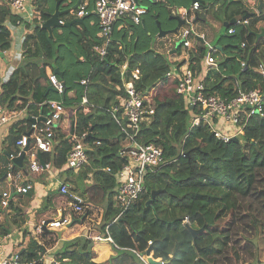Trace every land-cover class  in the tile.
<instances>
[{
    "label": "trees",
    "instance_id": "1",
    "mask_svg": "<svg viewBox=\"0 0 264 264\" xmlns=\"http://www.w3.org/2000/svg\"><path fill=\"white\" fill-rule=\"evenodd\" d=\"M6 1L0 0V54L11 45L10 30L5 23L15 25L17 21V17L10 14ZM56 1L35 0L43 20L54 11ZM214 1L215 4L218 0ZM64 2H67L64 7L68 12L60 16L61 21V17L75 9L74 5L79 0H62L59 10L64 8ZM187 2L156 0L148 5L142 21L147 23L145 18L148 16L154 19L152 12L155 7L154 13L158 12V19L164 11L171 15L170 5H186ZM225 6L231 8V18L243 16L247 12L242 5L235 6L234 2H226ZM94 18V14L90 13L81 18V23L73 22L69 28H54L52 36L41 25H24L30 30L24 35L22 55L29 59H42L44 73L46 65L52 72L57 69L61 76L56 75L65 87L63 94H58V100L48 98L50 91L56 93L54 90L46 92L48 81L38 80V63H27L24 69H15L2 84V105L7 103L9 107L16 99L25 102L29 98L35 105L32 109L34 115H46L48 110L45 102L49 100H56L69 109L73 100L81 101L86 96L88 104L92 106L88 113L78 110L75 116H69L70 123L74 122V133L78 136L86 133L84 141L88 157L87 164L76 173L71 190L75 193L80 190V196L86 194L89 201L99 192L101 202L105 204L101 231L104 232L108 225L113 254L105 262H96L95 241L86 234H80L64 241L54 257L59 264H140L128 250L135 248L141 251L149 249L153 257L164 264H217L232 248L231 239L238 230L240 217L248 213L251 207L247 201L264 200V117L251 115L237 141L218 140L203 125L189 130L191 110L184 98L176 94L177 82L167 75L172 68L171 62L150 49V30L147 29V34L141 23L136 25L127 19L118 20L113 26L108 53L100 61L90 51L91 45L98 40L97 21L92 24L89 22ZM258 22H263L264 27V13L257 16L251 13L248 24L235 27L232 35H228L226 29V36L234 41L222 50L228 54L219 57L213 75L209 72L205 78V91H218L223 99L232 98L239 90L254 88H260L264 94V76L248 74L239 67L229 50L230 46L244 41L246 50L242 53V59L246 60L248 66L264 65V39L255 40L249 33L257 30L255 27ZM160 25L163 29L170 28L169 23L160 22ZM154 27L153 35L158 32L156 24ZM125 62L127 72L124 79L130 76L131 71L138 69L140 80L135 87L150 97L154 107L151 120L141 124L138 141L160 147L164 165L147 175L144 192L120 219L111 223L116 213L112 202L116 182L105 169L120 166L118 152L123 146V134L109 110L124 95L120 67ZM31 66L34 71L26 72ZM82 79H87L86 85L80 84ZM23 122L14 126L16 133H10L8 156L16 155L17 140L32 129L29 117ZM52 129L56 135L61 125ZM70 147L71 142L66 138L56 153L42 152L41 159L45 164L60 167ZM14 169L20 171L23 167L15 165ZM64 172L72 170L65 169ZM88 179L91 180V186L86 191L84 182ZM154 190L161 192L147 204ZM31 191L24 195L30 198ZM254 225L260 226L261 234L264 233L263 223L254 220ZM188 228L202 229L197 235L196 245ZM49 233H42V244L34 238L29 239L25 248L18 252L20 263L43 264L39 260L40 254L55 242L45 239L44 236ZM148 242L151 245H147ZM237 255L236 251L234 256L237 258Z\"/></svg>",
    "mask_w": 264,
    "mask_h": 264
},
{
    "label": "built area",
    "instance_id": "2",
    "mask_svg": "<svg viewBox=\"0 0 264 264\" xmlns=\"http://www.w3.org/2000/svg\"><path fill=\"white\" fill-rule=\"evenodd\" d=\"M242 6L246 5V11L257 13V4L259 0H239ZM6 6L10 14L17 17L15 25L30 26L42 25L44 22L40 12L37 10L35 0H7ZM200 9L199 1H193L190 9H173L172 15L179 16L184 24L193 25L196 20L197 11ZM72 11L73 17L81 19L88 14H94L98 24L97 42L91 45L90 51L98 59L103 60L107 53L109 45L112 42V31L114 24L121 19H127L133 24L142 23V18L146 9L138 5L134 0H79L78 5ZM258 14V13H257ZM64 24L63 21H59ZM247 19H239L227 28V34H234L236 26L247 25ZM25 30H30L26 28ZM179 39L182 40L180 48L175 52V62L177 65L176 75L171 71L168 76L176 81V94L182 96L186 106L191 110L189 130L203 125L213 134V136L223 142H229L234 137H239L243 133L246 120L251 115L264 117L263 99L264 94L260 88L249 90H239L232 98L223 99L218 91L210 93L205 91L204 78L217 64V54L219 50L215 46L209 45L204 41L203 33L196 32L188 27L182 28L177 32ZM191 40L197 43H203V51L191 44ZM230 55L235 57L240 68L247 71L248 74L258 73L264 76V65L258 64L256 67L248 66L246 60L242 59V53L246 50V43L241 41L230 46ZM83 61V58H80ZM173 68V67H172ZM172 70V69H171ZM14 71V68L11 70ZM203 71V74L202 72ZM11 72V73H12ZM127 72V63L120 67L124 95L118 98L117 104L109 110L114 122L123 134V146L118 154L121 158V164L118 168L107 167L106 172L111 173L116 182L115 192L112 198L113 207L116 213L112 216L111 223L120 219L135 200L144 192L145 178L149 173H154L164 165L162 150L160 147L150 143L143 144L138 141V136L142 123L151 120L154 114L153 102L149 96L142 94L135 87L140 80L138 69L131 71L130 76L124 79ZM48 84L57 94H63L64 83L54 72L46 76ZM7 81V80H6ZM81 85L87 84V79L80 80ZM48 113L42 115H32L37 120L45 117L43 121L31 123L32 129L27 135H23L16 142V155H9V161L5 166V179L11 183V190L0 191V222L4 219L2 210L9 208V201L12 193L27 194L32 190L30 183H21L20 171H15V164L11 160L18 157L23 148L25 169L30 174H41L44 170L51 169L50 163L42 166L39 155L42 152H51L55 139L53 127L59 125L63 119L68 118L80 110L83 113L90 112L92 106L88 104L86 96L81 101H72L71 107L65 109L61 103L55 100L45 102ZM30 104L19 100L16 105L4 106L0 103V130L3 126L12 122L19 121L25 117ZM40 106V105H38ZM192 106V109L190 108ZM39 116V117H38ZM41 123V124H38ZM70 134L68 138L71 147L67 152L63 168L71 169L73 172L81 170L88 162L86 154L85 135L78 136L74 133V122L70 124ZM96 144H99L96 142ZM56 189L61 196H64L68 202V211L61 210L58 218L50 219L46 223V231L61 229L69 226L73 221L86 219L88 213V203L79 194L73 193L62 181L56 180ZM45 221L33 226L32 238L39 244H42V233L44 231ZM108 225L104 232L96 234H87L93 241H107L113 243L108 234ZM6 236L0 238V253L7 241ZM147 245H151L148 242ZM142 264H151L149 259L164 264L160 259H155L152 252L148 250L128 249ZM45 252V251H44ZM148 252V254H147ZM44 253L40 254L39 260L44 261ZM0 264H22L18 253L8 257L1 256ZM50 264H59V261L53 257Z\"/></svg>",
    "mask_w": 264,
    "mask_h": 264
},
{
    "label": "crops",
    "instance_id": "3",
    "mask_svg": "<svg viewBox=\"0 0 264 264\" xmlns=\"http://www.w3.org/2000/svg\"><path fill=\"white\" fill-rule=\"evenodd\" d=\"M67 1H70V0H67ZM138 1L141 2L140 0ZM151 1L156 2V0H151ZM152 2L147 1L146 3L147 5L149 4L152 5L153 4ZM192 2L193 1L188 0L186 5L184 4L170 5L169 6V8H171L170 12H172L173 9H177V8L190 9ZM214 2H215L214 0L199 1L200 9L199 11H197L198 16H196V20L194 21L193 24L194 26L198 25L197 26L198 29H195V31L199 33H203V35L205 36L204 41H206L208 44H209V40L207 39V33H206L207 29L202 26L205 25L206 23L207 24L211 23L216 32H219V30L223 29L224 36L219 37L218 44H220V42H225L226 45H224V47H219L218 45L215 46L219 50V53L216 56L218 60L219 57L225 55L224 51L222 50L226 48L227 45H229L231 42L234 41L230 39L228 36H226V29L231 24L228 26L224 25L225 22H228L231 19L230 12L232 11L231 8L229 9L226 8L225 3L227 2V4H231L232 2H229V0H218L217 3L215 4ZM233 2L235 6L242 5V3L239 0H234ZM66 4L67 2H64L62 8L64 7V5L66 6ZM154 9H153V13H154ZM62 10H68V9L64 7ZM67 12H64V13H67ZM263 13H264V9H263ZM253 14H255L256 16L258 15L257 13H253ZM157 15H158V12H155L153 15L154 19H155V16ZM61 18L64 24L77 19L73 17L72 11H70L68 14L64 15ZM95 18L89 20L90 24H92L93 21L96 20ZM76 23H81V22H76ZM142 23L144 24L143 21ZM5 25L8 26L10 30L11 45L7 51L0 54V96L3 93L2 84L6 82V80H8L12 72L11 71L12 68H14V70L17 68L24 69L27 63H31L32 65L38 63L36 65L39 66L38 68L40 70L41 64H43L42 59L41 61L38 58L29 59V58H25L22 55V43H23L24 35L25 33L29 32V30L26 31L24 25L23 26L22 25H10L8 22H6ZM262 25H263V22H258L256 24V27H255L257 29L256 32H259L258 29L263 28ZM173 27H170V28H173ZM54 28H62V27L57 26V27H53L52 29ZM76 28H80V27L77 26ZM252 31H255V30H252ZM150 33H152V36H151V45H152L153 36H157V33H155L156 35L155 34L153 35V31ZM259 39H262V38H259ZM191 44L196 46L193 40H191ZM174 45L175 43L170 44L168 46L167 51L164 53L165 56H163V57H167V59L172 64L171 67L173 68H171L172 70L170 69L172 75H176L177 73V69L175 68L177 64L174 63L175 62L174 57L176 54L175 52L180 48L178 47L176 51L173 53ZM196 47H198V49L203 51L202 42L197 43ZM216 67L217 65L210 71L211 75H213V73L215 72ZM32 71H34V68L32 66L26 69V72L31 73ZM50 72H51L50 67L46 65L45 66V76H47V74H49ZM201 72L203 74V71ZM207 75L205 76V78L207 77ZM39 79L40 78L38 76V80ZM70 95H72V93ZM19 100L20 99H16L12 105H16ZM25 102L27 104H30L28 107V111H26L25 117L23 119H20L19 121L12 122L8 125L3 126L0 130V191L1 190H11V183L8 182L7 179H5V175H4L5 173L4 168L10 159L9 156L7 155V151L10 148L9 146L10 145V137H9L10 133L11 132L16 133V129L15 130L13 129L14 126L20 123H24L23 120L28 117L29 119L32 118V115H34V112H35L32 110L35 107L34 102L29 98L26 99ZM5 105L7 106V103H4V106ZM68 123L69 121L67 120V118L63 119V121L60 123L61 130L55 135L51 154L56 153L59 150L61 142L64 141L66 138H68V134H70L71 132L69 131L67 133V128L71 126L70 125L71 123L69 124ZM22 167L23 169L20 170L22 175L20 176L19 180L21 183H30L32 185V191H31L32 194L30 195V198H28L27 195L12 193L11 201L9 203V208L5 212L7 216L6 217L4 216V219L0 222V238L2 236H6L8 238L5 244L3 245L2 253H0V257L1 256L8 257L14 253H18L21 250H23V248H25V246L27 245L29 239L32 238L33 226L39 224V222H41L42 220L46 221V220L58 218L59 215L61 214V210L68 211L69 209L66 198L64 196H61L58 193L55 182L56 180L62 181L65 185L68 186L69 190L73 192L71 190V186L74 185L72 182L73 180L76 179L75 175L77 172L72 171V172L67 173V172H64L65 168H63V165H61L60 167H56L52 165L51 169L44 170L43 172H41V174L34 175V174H30L25 169L24 164ZM89 184H91L90 179L84 182V187H87ZM76 194L80 195V190L77 191ZM85 196L86 197L84 196L82 197L84 198L86 203H88V213L86 215V219L85 220L81 219L80 221L78 220L73 221V223L74 222L81 223V228L80 227L78 228L77 226L70 227V225L73 224L71 223L69 226H66L68 227L67 231L63 230L58 237L57 236L55 237L51 233L52 231H55V230H50V233L47 236H44L46 240H55V242L53 245H50L45 248V252H44L45 258H44L43 264H50L51 258L55 256L56 251L61 247L62 243L66 240L72 239L82 234L80 233L81 231L87 230L89 231V234L91 235L96 234L98 232H102L101 227L103 225V221H102V208L100 206L104 207L105 204L101 202V197H97V198H94L92 201H89L87 199L86 194ZM91 217H94V220H92ZM90 221H93L92 226L94 228L90 225ZM94 224L96 225L100 224L99 228L96 229ZM58 230L59 229H57L56 231ZM100 242H106L108 244V245L100 244L98 246L99 251L105 254V256L101 257V259L105 260L111 254H113V252L108 251V249L111 248L110 243H108L107 241H96L95 243H100Z\"/></svg>",
    "mask_w": 264,
    "mask_h": 264
},
{
    "label": "rangeland",
    "instance_id": "4",
    "mask_svg": "<svg viewBox=\"0 0 264 264\" xmlns=\"http://www.w3.org/2000/svg\"><path fill=\"white\" fill-rule=\"evenodd\" d=\"M140 1H141L140 5L145 9H147V7H148L146 2L147 1L152 2L151 0H140ZM243 8L246 9V5H244ZM154 10H156V8ZM158 10H160V8ZM152 15H154L153 12H152ZM168 17H169V15H167V13L165 11L162 12L161 17L158 19H152L150 16H148L147 18H145V19H147V23H145L147 26H145V24L141 23L143 30L145 31V33L146 32L148 33L147 29H149L150 32L155 31L154 26H155L157 20L160 21L161 23H169V26L173 27L176 24V22L174 20H171V22H169ZM153 18H154V16H153ZM197 26H194V24L192 26H190L188 24H183L178 29V31L182 28H185V27L190 28L192 31V30L198 29ZM202 27H205L207 29L206 33H207V39L209 40V45H211V46L218 45L219 47H224V45H226L225 42H220V44H218L219 43V41H218L219 37L224 36L223 29L219 30V32H216L211 23H208V24L206 23ZM158 40H160V41H158ZM178 40H179V37H178L177 33L167 34L163 38H158L157 36H153L152 45L150 46V49L152 50L153 53H157L160 56H165L164 53L167 51L168 46L170 44H174ZM225 54L227 55L228 53L226 52ZM48 98H54V99L58 100L60 98V96L57 93L50 91ZM68 132H69V127L67 128V133ZM262 185L264 186V182ZM88 186H91V185L89 184ZM88 186L85 188L86 191H88V189H87V188H89ZM84 196H85V194H84ZM97 197H100L99 192L96 193L92 198L94 199ZM247 202H248V204H250L251 207H250L248 213L246 212V213H244V215L242 217H240V220L238 222V230H237L236 234L231 239L232 241H231L230 247H232V248L230 249V251L228 253H226V255L224 257H221L218 260L217 264H258V263L263 264L264 263V233L261 234L262 232H261L260 226L254 225V220H257L259 223H261V224L263 223V227H264V200L259 201V200L253 199V200H249ZM244 205H246V204H244ZM100 207L102 208V215H103L104 207H102V206H100ZM5 212H6V209L2 210V213L6 217L7 214H5ZM98 213H100V212H98ZM91 218H92V220H94V217H91ZM87 223H88V221H87ZM92 223H93V221H90L91 226H92ZM94 225H95L96 229H98L100 226V224H98V225L94 224ZM74 226L81 228V223L74 222L73 224L70 225V227H74ZM67 229H68V227L65 226V227L59 229L58 231L55 230V231H52L51 233L55 237L56 236L58 237L63 230L67 231ZM80 233L87 235L89 233V231L84 230V231H81ZM100 244H107V243L106 242H100V243L94 244V251H95L94 260L96 262L101 263V262H105L110 256L108 258L105 257L106 258L105 260L101 259V257L105 256V254H103L99 251L98 246ZM108 251H112V248H109ZM233 251H234V253L237 251V253H238L237 258L234 256ZM139 263L141 264V262H139Z\"/></svg>",
    "mask_w": 264,
    "mask_h": 264
},
{
    "label": "water",
    "instance_id": "5",
    "mask_svg": "<svg viewBox=\"0 0 264 264\" xmlns=\"http://www.w3.org/2000/svg\"><path fill=\"white\" fill-rule=\"evenodd\" d=\"M62 0H57L56 3H55V7H54V11L52 13H50L48 15V18L46 20H44V22L42 23L41 25V28H43L44 30H46L49 34V36H52V28L53 27H67L69 28L71 26V24L73 22H81V19H76V20H73L71 22H68L66 24H61L59 21H60V16L64 13V12H67L68 10H59V3L61 2ZM137 5H138V0H134ZM191 1H201V0H191ZM234 0H229V2H233ZM78 5V2L74 5V8H76ZM263 9H264V0H259L258 2V5H257V13L258 15L259 14H262L263 13ZM251 16V13L250 12H246L244 13L243 16H234L232 17L228 22H225L224 25L228 26L230 24H233L235 23L237 20L239 19H247V18H250ZM157 18V16H155V19ZM169 20H174L176 22L175 26L173 28H169V29H163L160 25V22L157 20L156 21V25H157V29H158V32H157V37L158 38H163L165 37L167 34H175L178 32V29L184 24V21L182 19L179 18V16L177 15H170L168 17ZM249 33L251 35H253L256 40L259 39V38H264V27L261 28L259 30V32H256V31H249ZM182 40L179 39L178 41L175 42V45H174V50H173V53L176 51V49L180 46ZM55 74L57 73L59 76L60 73L57 71V69H54L53 71ZM40 79L42 80H46V76H45V73H44V70L42 68H40V76H39ZM49 90H53L52 87L50 85L47 86V89H46V92H48ZM190 108L192 109V106H190ZM45 119V117H40L38 118L37 120H35L34 118H30V122L32 124H35L36 122H39V121H43ZM232 140L234 141H237L238 138L237 137H234ZM26 150V147L22 149V151L20 152L19 156L18 157H14L12 158L11 160L14 162L15 165H17L18 167H22L23 166V162H24V151ZM39 160L42 164V166H44V163L41 159V155H39ZM161 192V190H154L151 192V199L148 201L147 204L150 203V201L156 196L158 195L159 193ZM48 222V220L45 221V224H44V231H46V223ZM189 229V232L191 233L192 235V240H193V244L196 245V238H197V235L202 231V229L200 230H195V229H192V228H188ZM148 254V252H147ZM150 263L151 264H159L157 261H153L151 259H149Z\"/></svg>",
    "mask_w": 264,
    "mask_h": 264
},
{
    "label": "clouds",
    "instance_id": "6",
    "mask_svg": "<svg viewBox=\"0 0 264 264\" xmlns=\"http://www.w3.org/2000/svg\"><path fill=\"white\" fill-rule=\"evenodd\" d=\"M49 85V84H48Z\"/></svg>",
    "mask_w": 264,
    "mask_h": 264
}]
</instances>
